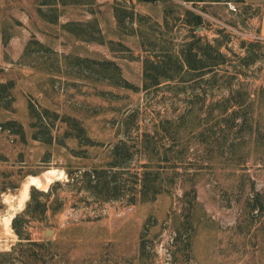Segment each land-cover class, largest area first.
<instances>
[{
	"label": "rangeland",
	"instance_id": "1",
	"mask_svg": "<svg viewBox=\"0 0 264 264\" xmlns=\"http://www.w3.org/2000/svg\"><path fill=\"white\" fill-rule=\"evenodd\" d=\"M37 1L0 0V82L13 81L10 107L0 106V122L14 119L26 134L23 142L0 131V251H10L18 242L11 225L4 228L3 217L25 208L29 197L17 207L25 183L30 191L57 182L55 194L65 199V207L48 213L41 223H30L34 240L49 241L35 246L43 260L24 256V263H15L6 255L0 264H264V43H246L249 52L240 50L230 31L236 27L259 32L256 8L244 11V3H237L236 13L224 1L132 2L136 12L152 19L158 5L200 13L205 28L196 32L212 38L219 31L230 59L217 67L213 82L175 80L144 90L142 60L154 52L148 42L142 46L141 33H122L116 27L109 3L96 7L95 16L106 39L121 41L128 49L82 41L62 29L67 20L89 18L86 6L59 5L61 15L54 24L38 15ZM134 27L152 41L154 24L137 22ZM30 39L50 51L24 54ZM64 54L113 60L139 90L96 80L84 66L70 65ZM244 56L252 61H243ZM232 92L242 97L239 102H226ZM29 102L75 117L95 143L32 139ZM66 127L57 119L53 135L61 137ZM142 140L149 141L147 148ZM121 141L136 145L125 164L126 181L131 183L130 174L140 173L142 164L159 170L155 185L160 193L154 200L139 201L137 196L131 203L125 195L104 200L76 190L68 171L103 166L111 159V147ZM44 177L47 185L40 188ZM46 228L53 230L49 236Z\"/></svg>",
	"mask_w": 264,
	"mask_h": 264
},
{
	"label": "trees",
	"instance_id": "2",
	"mask_svg": "<svg viewBox=\"0 0 264 264\" xmlns=\"http://www.w3.org/2000/svg\"><path fill=\"white\" fill-rule=\"evenodd\" d=\"M150 1V0H145ZM184 2H205V1H234L236 3H243V0H181ZM81 5L86 6L87 11L90 13V17L85 20H67L61 24L62 29L73 35L75 38L86 41L96 42L99 44H108L110 46H120L123 49L128 47L121 41H113L106 39L99 21L95 16L96 7H99L103 3H98L96 0H38L37 1V13L45 21L56 24L61 15V9L59 5ZM173 6H165L164 14H173L175 11V4ZM112 13L115 19L116 27L122 33H135L140 35V41L145 45V42L150 45V52H154V55H149L142 60V76L143 83L142 89L161 87L160 84L164 81L169 84L171 81L178 80L179 82H187L192 80L196 84L201 81L213 82L216 80L217 67L230 62L227 57V53L220 50V46H223L220 41L219 31L212 38L207 36H196L191 34L192 39L181 44V47L177 52L172 50L170 41L163 37L160 41L157 37H153L152 41L147 40L142 32L134 27L135 23L146 22L154 24V31L157 30V23L150 16L142 15L134 10V6L131 0H114L111 4ZM250 6L244 4L242 10L247 11ZM174 16V15H172ZM175 17V16H174ZM185 21L191 26V30L198 25H205L203 17L192 9H185ZM128 29H126V28ZM128 30V31H125ZM148 34V33H147ZM152 38V37H151ZM251 47L256 44H260L259 41L247 42ZM246 42H240L239 48L245 50L249 47ZM33 47L32 46H35ZM228 46V45H227ZM36 48V49H35ZM145 48V47H144ZM230 48V47H229ZM32 50H45L50 51V47L44 45L37 39H30L24 48L25 53H31ZM145 50V49H144ZM232 50V49H231ZM69 59L67 55H62ZM243 61L249 63L252 61L250 57H242ZM71 65L77 64L84 66V70L87 73H92L96 80H106L109 84L129 88L134 91L139 90L137 85L129 82L122 76L120 66L113 60L104 59L97 60L89 57L75 56L68 60ZM207 74L209 77L204 78ZM210 74V75H209ZM13 87L12 80H6L0 82V106L4 108L10 107V95L11 88ZM241 94V93H240ZM242 97H236L234 92L230 97H227L226 102L232 104V102H239ZM29 114L33 118L31 126L34 128L31 138L34 140L42 141L46 144H52L54 142L58 144L63 143L64 138H75L83 144H94L87 135L85 128L81 125L80 121L70 115H61L49 110L48 108L38 109L34 104L29 102L28 104ZM59 119L64 122L67 127L61 134V137L54 136L52 131L55 126V121ZM7 130L19 137L23 142L26 141V134L24 127L21 123L14 119H9L0 122V131ZM159 133H154L156 136ZM143 135L147 136L146 133ZM143 147L147 148L148 143L146 140H142ZM157 142L154 139V153L156 150ZM131 147H136L135 142L127 144L126 141H121L114 144L110 150L111 159L107 161L101 167H91L88 169H79L76 173L68 171L73 184L77 185L76 190H84L88 194L99 199H115L121 198L123 195L128 196V201L133 203L135 197L138 196L139 201L154 200L157 194L160 193V189L156 187L155 183L159 177V170L152 171L148 168L147 164H142V171L140 173H129L132 178L131 183L126 181L122 176L124 173H128L125 164L131 160L132 151ZM47 178L40 180L38 185L40 188H44L47 185ZM53 183L47 190L32 187L29 193V199L26 201L25 208L15 214L11 220V227L14 233L18 237V242L12 246L10 251H0V257L9 255L16 260L23 261L24 256L26 258H32L34 261L43 260L42 253H38L35 250V246H44L49 241L39 242L32 238L31 231L29 230L31 222H43L48 213L55 214L60 212L65 207V199L55 194L57 186ZM28 251L29 253H26ZM17 254L14 255V254ZM48 253V251H47ZM20 256H19V255ZM31 259V260H32ZM13 262V264H15Z\"/></svg>",
	"mask_w": 264,
	"mask_h": 264
},
{
	"label": "crops",
	"instance_id": "3",
	"mask_svg": "<svg viewBox=\"0 0 264 264\" xmlns=\"http://www.w3.org/2000/svg\"><path fill=\"white\" fill-rule=\"evenodd\" d=\"M98 3H109L110 5L113 3L114 0H96ZM132 2H135V0H131ZM157 2V1H156ZM243 3L252 7L254 6L258 13L260 14V27H259V33L264 36V0H243ZM175 11L173 14H164V6L158 5L154 7V11L156 12L154 14V22L157 23V30L154 31V37H157L159 41L166 37L168 41H170L172 45V50L174 52H177L178 49L181 47L182 43H178L180 39L182 41H190L192 39V33L196 34V36H204V33L202 32H196V29H201L202 27L205 28L203 25H198L194 28V30H191V26L185 21V9H188L187 7L181 8L177 5L174 6ZM148 14H151V12L145 10ZM174 15V16H172ZM183 31V34L179 35L180 32ZM176 40L177 43L175 42ZM178 46V47H177ZM240 49V48H239ZM220 50L223 51V46H220ZM241 50V49H240ZM224 52V51H223ZM207 74L204 75V78H206ZM187 82H192V80H189ZM184 82V83H187ZM165 83H168V81H164L160 84V86H163Z\"/></svg>",
	"mask_w": 264,
	"mask_h": 264
},
{
	"label": "built area",
	"instance_id": "4",
	"mask_svg": "<svg viewBox=\"0 0 264 264\" xmlns=\"http://www.w3.org/2000/svg\"><path fill=\"white\" fill-rule=\"evenodd\" d=\"M227 5V8L232 12H239L240 8L234 1H227L225 2ZM200 14V13H199ZM201 15V14H200ZM205 15V14H204ZM202 16V15H201ZM207 16V15H206ZM203 17V16H202ZM230 31L233 32L235 35L234 40V47L239 49V43L242 42H252V41H259L261 43H264V36H262L259 32L256 30H242L236 27H230Z\"/></svg>",
	"mask_w": 264,
	"mask_h": 264
},
{
	"label": "bare ground",
	"instance_id": "5",
	"mask_svg": "<svg viewBox=\"0 0 264 264\" xmlns=\"http://www.w3.org/2000/svg\"><path fill=\"white\" fill-rule=\"evenodd\" d=\"M29 193H30L29 192V184L28 183H25L23 185V187L21 188V190H20L19 197H17L18 198V200H17L18 201L17 207H19L21 209L24 206V202L29 197ZM7 200H10V199L9 198H6V201ZM10 201L8 202L9 204H10ZM14 215H15V213H14V210H13V211L9 212L6 216L3 217V225H4V228L6 230L10 228L11 220H12V218H13Z\"/></svg>",
	"mask_w": 264,
	"mask_h": 264
},
{
	"label": "water",
	"instance_id": "6",
	"mask_svg": "<svg viewBox=\"0 0 264 264\" xmlns=\"http://www.w3.org/2000/svg\"><path fill=\"white\" fill-rule=\"evenodd\" d=\"M46 190H47V189H46ZM52 232H53L52 229H50V228H46L45 231H44V234H45L46 236H49Z\"/></svg>",
	"mask_w": 264,
	"mask_h": 264
}]
</instances>
